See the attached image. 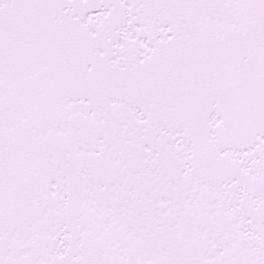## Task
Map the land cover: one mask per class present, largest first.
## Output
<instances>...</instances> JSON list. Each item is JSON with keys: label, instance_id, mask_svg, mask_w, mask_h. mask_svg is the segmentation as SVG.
I'll return each instance as SVG.
<instances>
[{"label": "snow or ice", "instance_id": "snow-or-ice-1", "mask_svg": "<svg viewBox=\"0 0 264 264\" xmlns=\"http://www.w3.org/2000/svg\"><path fill=\"white\" fill-rule=\"evenodd\" d=\"M0 264H264V0H0Z\"/></svg>", "mask_w": 264, "mask_h": 264}]
</instances>
